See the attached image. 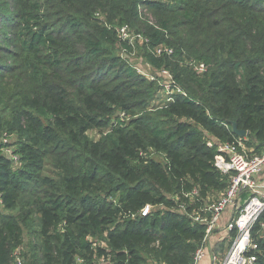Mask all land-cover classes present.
I'll return each mask as SVG.
<instances>
[{"label":"trees","instance_id":"1","mask_svg":"<svg viewBox=\"0 0 264 264\" xmlns=\"http://www.w3.org/2000/svg\"><path fill=\"white\" fill-rule=\"evenodd\" d=\"M140 5L160 15L157 28L141 23ZM12 8L0 13V26L18 29V53L6 38L0 45V264H192L207 229L193 216L209 218L212 193L228 185L218 146L239 138L233 125L254 154L264 146V0H16ZM123 26L146 27V63L185 96L150 108L161 89L112 53L117 44L131 50L117 38ZM103 128L101 140L88 138ZM11 146L18 167L2 154ZM47 163L55 176L43 173ZM261 222L264 213L255 240ZM258 246L254 264H264V233Z\"/></svg>","mask_w":264,"mask_h":264},{"label":"built area","instance_id":"2","mask_svg":"<svg viewBox=\"0 0 264 264\" xmlns=\"http://www.w3.org/2000/svg\"><path fill=\"white\" fill-rule=\"evenodd\" d=\"M140 13L142 14L141 9ZM116 34L120 41L128 43L130 47L133 46L135 37L130 34V29L127 26L116 29ZM143 41L145 45L148 43L147 39ZM153 52L156 55L161 54V52L171 55L173 51L171 49L156 47L153 49ZM190 66L197 73L205 71V66L202 63L191 61ZM160 72L169 79L168 85L165 86L167 102L172 101L174 95L185 96L182 90L176 87L172 76L167 71L161 70ZM8 139L5 134L1 137L3 143H7ZM218 152L220 155L216 159V166L223 175L228 176V185L217 203L207 205L203 209V212L210 214L209 218H202L198 215L193 216L195 222L205 224L207 229L203 244L196 250L192 264H200L206 257L207 239L229 206H234L239 216L236 220L232 217L226 223L225 231L229 235L235 231V237L223 256L217 253L211 255V264H254L256 255L259 253V246L258 239H253L251 232L253 225L264 213V183L257 180V176L264 171V146L260 153L254 154L251 150H248L244 140L238 138L232 143L219 145ZM3 153L10 158L15 167L18 165L19 158L12 153L11 147L4 148L2 150ZM221 165L224 167L223 169ZM192 194L196 195L197 189H194ZM187 196L191 197V195ZM150 209L151 207L146 206L141 211V215H147ZM260 227L259 238L264 233V222L260 223ZM17 262L20 264V261Z\"/></svg>","mask_w":264,"mask_h":264},{"label":"rangeland","instance_id":"3","mask_svg":"<svg viewBox=\"0 0 264 264\" xmlns=\"http://www.w3.org/2000/svg\"><path fill=\"white\" fill-rule=\"evenodd\" d=\"M161 1H163V0H161ZM6 2L8 3V6H5ZM13 2L15 3L16 0H12V2H10V0H0V13L3 12V16H5V15H7V17L12 16V14H13V8H12ZM140 9L142 11L141 23L143 22V24H144L146 21V22H149V24H150L148 26L157 28L158 27V19L160 18V15L153 13L150 9H148L146 6H143V5L142 6L140 5V7L138 9L139 12H140ZM95 17L97 19H99L101 22H104L105 16L102 15L101 13L98 12L95 15ZM5 23H9V22H7V21L3 22V20H2V24L0 26V36H3V42L0 39V45L5 44L4 38H6L13 45V46L8 45L10 50L14 53H18L17 49L14 47V45H16V44L13 43L15 40L14 34L18 32V29H13L11 27L9 28L8 24H5ZM145 28H143L142 26H135V27L130 28V34L135 37V40L133 41V46L131 47V50H126L117 44L113 48L112 53L115 57H119L121 59V61L127 67L128 66L132 67L133 70L135 71V73L142 75V76H145L147 79L146 81L148 83L153 82L155 87H158L159 89H161L155 95L154 100L149 104L150 108H151V107H157V106L161 105L162 103L166 102L167 97H166V93H165V91H166L165 86L168 85L169 79L167 78V76H165L160 71H156L154 69H151L150 66L145 61V57H144V53H145L144 46H145V44L143 41L144 39H146V37H145L146 35L144 33ZM142 34H144L145 36H143ZM162 49H166V48L162 47ZM3 63H6V65H11V64H13V60L10 57L8 59V61L4 60ZM186 64L189 65V67L191 68L190 60L186 61ZM122 79H124V78H122ZM127 117H129V116H127ZM129 120H130V118H127L126 122H128ZM106 133H107V128L93 129L87 133V136L91 141L97 142V141L101 140L105 136ZM208 138H209L208 144L213 142V140L209 136H208ZM15 141H16V138L14 136H11L8 139V142L11 143L12 146H14L13 144L15 143ZM12 146H11V149H13ZM248 150L252 151V149H248ZM153 157H155V159L163 160V158L158 154H153ZM16 167H18V166H16ZM221 168L223 169L224 167L221 165ZM43 173L45 175L51 177V176H55L56 170L50 164L47 163L45 165ZM212 194L213 195L210 197V200L208 201V204H207L208 206L217 203L221 199V197L223 196L224 192L218 191V192H213ZM230 207H232L234 210L235 214L233 213L234 215H232V217L234 220H236L238 218L239 214L235 210L234 206H230ZM259 236L256 239H259ZM234 237H235V231L231 232L229 235V238H228L229 243H228L227 249L229 248V245L233 241ZM31 241H32L31 238L26 237L24 239L25 245L31 243ZM26 250H28V247L16 251V253L14 254V257H16V256L21 257L22 253H25ZM224 254H222L221 256H223ZM16 264H17V262H16Z\"/></svg>","mask_w":264,"mask_h":264},{"label":"crops","instance_id":"4","mask_svg":"<svg viewBox=\"0 0 264 264\" xmlns=\"http://www.w3.org/2000/svg\"><path fill=\"white\" fill-rule=\"evenodd\" d=\"M249 149V148H248ZM258 182L264 183V171L257 176ZM234 210L232 207L227 209L222 214V217L216 228L210 233L206 243V257L200 264H211L212 254H224L227 252L229 234L225 231L226 223L232 217Z\"/></svg>","mask_w":264,"mask_h":264},{"label":"water","instance_id":"5","mask_svg":"<svg viewBox=\"0 0 264 264\" xmlns=\"http://www.w3.org/2000/svg\"><path fill=\"white\" fill-rule=\"evenodd\" d=\"M232 132L239 138H243L246 135L244 131L237 130L235 125L232 126Z\"/></svg>","mask_w":264,"mask_h":264}]
</instances>
